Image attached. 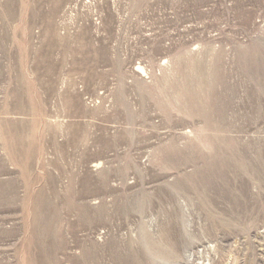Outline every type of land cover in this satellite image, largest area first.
Here are the masks:
<instances>
[{
	"label": "rangeland",
	"instance_id": "374dc122",
	"mask_svg": "<svg viewBox=\"0 0 264 264\" xmlns=\"http://www.w3.org/2000/svg\"><path fill=\"white\" fill-rule=\"evenodd\" d=\"M0 264H264V0H0Z\"/></svg>",
	"mask_w": 264,
	"mask_h": 264
},
{
	"label": "bare ground",
	"instance_id": "6f19581e",
	"mask_svg": "<svg viewBox=\"0 0 264 264\" xmlns=\"http://www.w3.org/2000/svg\"><path fill=\"white\" fill-rule=\"evenodd\" d=\"M140 68V67H139ZM140 69H142V68H140Z\"/></svg>",
	"mask_w": 264,
	"mask_h": 264
}]
</instances>
